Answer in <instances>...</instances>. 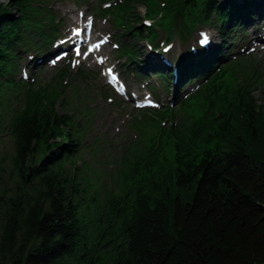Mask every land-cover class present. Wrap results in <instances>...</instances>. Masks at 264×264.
<instances>
[{"label":"trees","instance_id":"16d2710c","mask_svg":"<svg viewBox=\"0 0 264 264\" xmlns=\"http://www.w3.org/2000/svg\"><path fill=\"white\" fill-rule=\"evenodd\" d=\"M168 1L169 29L195 23L200 2L214 7L213 0ZM29 2L0 0V97ZM154 2L127 0L128 31L138 29L140 9L151 11ZM129 49L143 55L139 42ZM223 76L233 79L226 70L213 82L219 102L237 92ZM252 78L248 75L247 93L237 97L214 139L207 134L210 117L196 129L185 124L162 129L160 138L156 115L141 112L143 132L153 137L150 146L158 152L125 165L121 196L108 197L96 226L88 211L92 198L71 167L77 135L57 112L56 96L46 89L30 95L12 124L11 158L0 151V264L264 262V91L252 94L263 87L250 85ZM32 164L37 168L28 182ZM135 173L146 179L129 191Z\"/></svg>","mask_w":264,"mask_h":264},{"label":"rangeland","instance_id":"374dc122","mask_svg":"<svg viewBox=\"0 0 264 264\" xmlns=\"http://www.w3.org/2000/svg\"><path fill=\"white\" fill-rule=\"evenodd\" d=\"M53 2H58L61 9L65 11L67 8L73 9L75 6L73 2L79 3L80 0H53ZM82 5L91 12L96 13L92 8H96L99 5V2L97 0L96 2L90 0ZM97 15L100 16L99 13ZM107 29H113L110 23H108ZM140 45H142V43ZM259 56L260 55H258V57ZM26 59L27 58H24L23 60L27 61ZM39 68L38 71H34V73L38 74V77L41 79L48 80L54 75V71H51V68L47 66L44 69ZM160 70L162 71L163 68H160ZM100 81H103L101 77ZM133 81V79L128 80L129 84L133 83ZM262 90L264 91V86L259 91ZM259 91L256 92L257 97L260 94ZM170 92L171 88L164 91L163 97L169 98ZM94 105L97 107L95 113L96 116L87 126L89 131L87 136L88 141L86 140L87 146L82 153V158L85 160L88 171L96 183L101 179L102 183H106L108 188H118L120 182L123 180L122 170L128 156L125 147L137 144L141 139L142 130L137 129L132 125L135 121H132L133 118L138 116L139 112L128 102H123V107L118 108L115 106H109L103 98H98L94 102ZM127 115L130 116L129 119H127ZM122 119H127L125 124L121 123ZM83 124L85 123L83 122ZM118 128H120L119 131ZM7 132L8 130L3 125L0 131V146L3 153L11 151L10 135H8ZM137 134L138 138L135 139ZM79 163H81V161ZM7 178L8 176L5 180ZM8 180L15 185L14 180L11 178H8Z\"/></svg>","mask_w":264,"mask_h":264},{"label":"snow or ice","instance_id":"6c2138e0","mask_svg":"<svg viewBox=\"0 0 264 264\" xmlns=\"http://www.w3.org/2000/svg\"><path fill=\"white\" fill-rule=\"evenodd\" d=\"M88 24H89V26H91L92 25V20L89 18L88 19ZM208 42V38H207V36H205L204 37V40H203V43H207ZM77 55H80V52H79V50L77 51ZM109 71H111V70H109Z\"/></svg>","mask_w":264,"mask_h":264},{"label":"water","instance_id":"95a60500","mask_svg":"<svg viewBox=\"0 0 264 264\" xmlns=\"http://www.w3.org/2000/svg\"><path fill=\"white\" fill-rule=\"evenodd\" d=\"M32 174H33V168H31V171L29 172V174L27 176L28 181L31 179ZM258 264H264V262L258 263Z\"/></svg>","mask_w":264,"mask_h":264},{"label":"bare ground","instance_id":"6f19581e","mask_svg":"<svg viewBox=\"0 0 264 264\" xmlns=\"http://www.w3.org/2000/svg\"><path fill=\"white\" fill-rule=\"evenodd\" d=\"M264 10V9H263Z\"/></svg>","mask_w":264,"mask_h":264}]
</instances>
